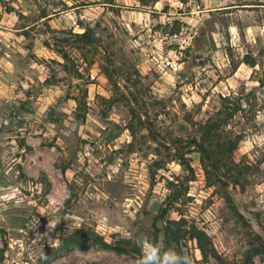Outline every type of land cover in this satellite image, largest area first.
I'll list each match as a JSON object with an SVG mask.
<instances>
[{
    "label": "rangeland",
    "instance_id": "obj_1",
    "mask_svg": "<svg viewBox=\"0 0 264 264\" xmlns=\"http://www.w3.org/2000/svg\"><path fill=\"white\" fill-rule=\"evenodd\" d=\"M77 229L126 250L47 264H264V0H0V264Z\"/></svg>",
    "mask_w": 264,
    "mask_h": 264
},
{
    "label": "trees",
    "instance_id": "obj_2",
    "mask_svg": "<svg viewBox=\"0 0 264 264\" xmlns=\"http://www.w3.org/2000/svg\"><path fill=\"white\" fill-rule=\"evenodd\" d=\"M212 128H213V126L211 128L210 127L207 128V132L211 131ZM216 142H217L216 143L217 150H215V151L219 155H223L226 152H228V150L230 151L231 148L234 149L236 147V143H234V142L233 143H230L229 141H227V142L216 141ZM229 144H231L232 147H229ZM199 146H201V145L199 144ZM202 149H203V151H205L204 147H202ZM208 158H209V155H208ZM165 215H166L165 209L161 210L160 213L158 214V216L160 218L164 217ZM85 236H87V238H89V242H92L94 244H98L102 247H112L118 252H124L126 250L125 247H123L121 245H111L103 237L99 236L95 231L89 230L87 233H84L83 229H77V230L70 232V233H67L65 236H63L56 246L49 247L47 249L45 255L41 258L39 264H47V262L50 260V258L55 256L58 252L67 251L68 249H70L71 247H73L76 244H85L86 243L84 241ZM201 236H204V233H197L196 234L197 240L200 241ZM256 239L259 242L260 250L264 251V240L259 236H257ZM162 241H163L162 245H164L167 248L168 244L166 243V240L163 239ZM205 250L206 249L203 246H200V251L202 252V254H206ZM213 254L215 255V253H213Z\"/></svg>",
    "mask_w": 264,
    "mask_h": 264
},
{
    "label": "clouds",
    "instance_id": "obj_3",
    "mask_svg": "<svg viewBox=\"0 0 264 264\" xmlns=\"http://www.w3.org/2000/svg\"><path fill=\"white\" fill-rule=\"evenodd\" d=\"M130 239H138L140 255L135 264H193L192 257L187 253H180L174 247H165L154 243L149 237H135L127 232Z\"/></svg>",
    "mask_w": 264,
    "mask_h": 264
},
{
    "label": "built area",
    "instance_id": "obj_4",
    "mask_svg": "<svg viewBox=\"0 0 264 264\" xmlns=\"http://www.w3.org/2000/svg\"><path fill=\"white\" fill-rule=\"evenodd\" d=\"M184 42L185 40H182V45L184 46ZM38 67L40 68V70H42L43 72L47 71V68L45 67V65L43 63L38 64ZM22 85H24V83H21Z\"/></svg>",
    "mask_w": 264,
    "mask_h": 264
},
{
    "label": "crops",
    "instance_id": "obj_5",
    "mask_svg": "<svg viewBox=\"0 0 264 264\" xmlns=\"http://www.w3.org/2000/svg\"><path fill=\"white\" fill-rule=\"evenodd\" d=\"M5 66H7V69H9V70H11V68H12V65L11 64L10 65H7V63H6ZM25 78H29V76L27 74H25Z\"/></svg>",
    "mask_w": 264,
    "mask_h": 264
}]
</instances>
